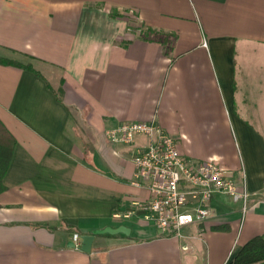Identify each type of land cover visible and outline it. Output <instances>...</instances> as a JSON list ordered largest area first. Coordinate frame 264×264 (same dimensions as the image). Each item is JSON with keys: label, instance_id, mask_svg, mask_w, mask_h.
<instances>
[{"label": "crops", "instance_id": "0c3cea01", "mask_svg": "<svg viewBox=\"0 0 264 264\" xmlns=\"http://www.w3.org/2000/svg\"><path fill=\"white\" fill-rule=\"evenodd\" d=\"M0 57L34 69L0 62V121L17 141L0 264H227L264 233V0H0ZM149 120L182 154L231 171L246 213L217 194L210 219L160 235L144 219L148 190L131 184L134 146L105 135ZM121 225L130 234L71 247L74 233Z\"/></svg>", "mask_w": 264, "mask_h": 264}, {"label": "built area", "instance_id": "2783aa9c", "mask_svg": "<svg viewBox=\"0 0 264 264\" xmlns=\"http://www.w3.org/2000/svg\"><path fill=\"white\" fill-rule=\"evenodd\" d=\"M105 135L111 143L134 146L131 184L148 190L144 219L160 235L183 237L185 227L210 219L217 194L241 203L246 213L250 192L245 185L215 157L197 160L182 154L176 137L156 120L119 122L108 127ZM140 137L144 143L138 142ZM73 241L79 248L78 233L73 234Z\"/></svg>", "mask_w": 264, "mask_h": 264}, {"label": "trees", "instance_id": "16d2710c", "mask_svg": "<svg viewBox=\"0 0 264 264\" xmlns=\"http://www.w3.org/2000/svg\"><path fill=\"white\" fill-rule=\"evenodd\" d=\"M0 62L34 70L31 64L25 65L5 57H0ZM16 142L14 135L0 121V192L6 188L3 177L13 158ZM85 151H91V144L86 143ZM227 264H264V233L255 235L246 241Z\"/></svg>", "mask_w": 264, "mask_h": 264}, {"label": "water", "instance_id": "95a60500", "mask_svg": "<svg viewBox=\"0 0 264 264\" xmlns=\"http://www.w3.org/2000/svg\"><path fill=\"white\" fill-rule=\"evenodd\" d=\"M131 229L125 225H121L118 227H106L104 229H97L94 230L91 234H84L81 237V245L80 249L85 251V252H91L92 250V244L95 239V236L98 234H116V233H125V234H130ZM71 247H76L75 243H71Z\"/></svg>", "mask_w": 264, "mask_h": 264}, {"label": "rangeland", "instance_id": "374dc122", "mask_svg": "<svg viewBox=\"0 0 264 264\" xmlns=\"http://www.w3.org/2000/svg\"><path fill=\"white\" fill-rule=\"evenodd\" d=\"M112 14L114 15H121V16H126L130 20V24L128 25L130 32L135 33L137 35L143 34V36H150V37H156L158 38L159 36L153 35L151 32L148 31L144 26H142L138 20H136V14L135 12L131 11H123V10H116L112 9ZM141 27V29H140ZM160 38V37H159ZM166 43H168L166 41ZM78 130L81 132H87L85 128L83 127L82 121H78Z\"/></svg>", "mask_w": 264, "mask_h": 264}]
</instances>
